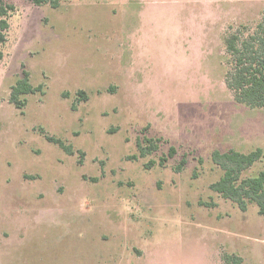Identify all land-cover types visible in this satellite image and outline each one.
Returning a JSON list of instances; mask_svg holds the SVG:
<instances>
[{
  "label": "rangeland",
  "instance_id": "1",
  "mask_svg": "<svg viewBox=\"0 0 264 264\" xmlns=\"http://www.w3.org/2000/svg\"><path fill=\"white\" fill-rule=\"evenodd\" d=\"M4 1L0 264H264L257 206L210 189L214 151L260 149L240 178L264 171V108L225 79V39L264 0ZM25 73L40 91L19 110Z\"/></svg>",
  "mask_w": 264,
  "mask_h": 264
},
{
  "label": "trees",
  "instance_id": "2",
  "mask_svg": "<svg viewBox=\"0 0 264 264\" xmlns=\"http://www.w3.org/2000/svg\"><path fill=\"white\" fill-rule=\"evenodd\" d=\"M32 4L40 6L50 4L57 7L59 0H28ZM13 6L0 0V45L6 41V33L9 29L8 19ZM225 49L228 53L227 71L225 74L226 86L232 93L237 104L250 109L264 108V12L248 31L246 26H240L225 39ZM3 52L0 50V62L3 60ZM40 88L33 87L25 73L11 88L9 102L16 109L22 110L26 105L23 96L34 94ZM49 142L57 144L68 155L72 154L70 147H65L60 140L48 137ZM139 157H144L156 149L155 146L144 150L138 144ZM262 156L260 149L248 154H242L234 150L226 153L214 151L212 159L223 171L222 177L210 186V189L223 198L234 202L242 211L246 210L247 203L257 206L258 214L264 216V171L255 177L241 179L243 171L251 167ZM138 157V156H137ZM136 156L133 159L137 158ZM225 264H243L242 258L229 254L224 258Z\"/></svg>",
  "mask_w": 264,
  "mask_h": 264
}]
</instances>
